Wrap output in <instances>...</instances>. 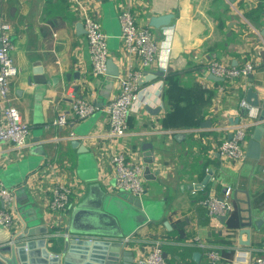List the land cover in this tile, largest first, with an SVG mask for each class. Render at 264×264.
<instances>
[{
    "label": "crops",
    "instance_id": "crops-1",
    "mask_svg": "<svg viewBox=\"0 0 264 264\" xmlns=\"http://www.w3.org/2000/svg\"><path fill=\"white\" fill-rule=\"evenodd\" d=\"M88 1L107 34L109 55L120 71L133 68L142 74L156 70L164 74L141 84V106L129 113L126 135L109 138L101 107L83 119L70 111L74 98L83 96L93 102L106 83L105 77L91 74L85 33L76 28L82 19L70 1L0 0V13L12 26L11 57L18 70L8 96L30 128L24 147L0 143V174L4 172L7 182L20 178L22 170L32 166L18 203L34 197L33 205L40 204L51 218L47 203L51 187L59 181L73 185L71 204L79 201L87 183L75 173L73 139L87 146L97 159L100 182L112 192L109 155L130 151L134 161L144 165L145 196L158 203L157 214L163 212L159 220L147 223L131 238L135 258L148 251L152 240L162 238L167 264H226L235 259L253 264L256 256H264V134L259 159L246 156L235 162L219 154V143L243 123L240 100L245 98L248 79L212 80L205 65L210 59L233 66L252 61V84L264 86V0H132L137 23L149 26L158 42L156 58L147 68L122 46L120 0ZM165 13L173 14L167 26L156 29L149 25L152 15ZM115 91L114 80L109 96ZM146 105L160 108L150 113ZM62 112L68 113L67 123L54 124ZM229 117H239L238 123L229 122ZM205 120L209 123L201 125ZM255 125L248 128V138ZM142 140L152 142L151 155L137 153ZM206 175L209 177L202 184ZM191 183L198 185L188 187ZM227 185L234 203L228 218L234 214L239 221L235 231L226 225L228 218H210L200 202L211 192L222 195ZM242 218L250 220L248 245L239 242L248 238L247 233H239ZM163 220H168L169 228ZM209 248L221 256L216 263L206 255ZM195 251L199 252L197 260Z\"/></svg>",
    "mask_w": 264,
    "mask_h": 264
},
{
    "label": "built area",
    "instance_id": "built-area-1",
    "mask_svg": "<svg viewBox=\"0 0 264 264\" xmlns=\"http://www.w3.org/2000/svg\"><path fill=\"white\" fill-rule=\"evenodd\" d=\"M73 9L77 10L85 29V37L90 52L91 74L94 78L106 76V61L110 56L108 51L107 34L104 32L100 21L90 10L88 0H69ZM120 24V38L124 49L135 55L142 68L153 64L158 51V42L149 26L139 25L132 9V0H120L117 5ZM12 26L0 13V143L10 142L15 148L26 145L29 135V125L20 116L19 111L10 102L8 96L9 86L18 70L11 57L13 43L11 40ZM254 62L245 61L240 66L226 64L216 59H210L205 65V71L226 80L241 78L247 79L249 73L254 70ZM141 70L128 68L119 70L115 77L116 91L113 92L106 103L101 107L105 112L108 124L107 136L109 138L124 137L128 130V115L138 106H141L140 92L142 76ZM240 108L245 110L243 123L233 127L229 136L218 145L219 154L226 160L241 162L246 158L245 149L248 138V128L251 124H259V107L251 106L243 98L240 100ZM98 107L83 96L74 98L70 105V111L78 119L91 116ZM68 113L62 112L53 121L54 124L65 125ZM109 161L113 169V190H125L133 195L142 196L144 193L143 170L144 165L134 161L130 151H116L109 155ZM264 170V169H263ZM73 185L64 182H56L51 187V196L47 206L52 214L51 235H59L65 222V212L71 205L70 194ZM14 195L12 189L0 185V224L13 230L18 226V220L11 211V203ZM207 214L212 219L224 215L227 219L234 210L231 199V186H225L222 195L213 192L205 195L201 200ZM90 238H96L90 236ZM128 240V238H126ZM132 240V239H131ZM164 239L152 240L148 251L134 259V264H167L163 256L162 243ZM206 255L210 262L216 263L220 254L215 248H209ZM256 264H264V256H256Z\"/></svg>",
    "mask_w": 264,
    "mask_h": 264
},
{
    "label": "water",
    "instance_id": "water-1",
    "mask_svg": "<svg viewBox=\"0 0 264 264\" xmlns=\"http://www.w3.org/2000/svg\"><path fill=\"white\" fill-rule=\"evenodd\" d=\"M173 14L165 13L152 15L149 18V25L160 29L170 23ZM79 33H85L83 24L76 25ZM77 73V71L75 72ZM119 74V66L113 57L109 56L106 61L105 88L99 90V98L93 100L98 107H102L103 100L109 98L110 88ZM164 72L156 70L145 72L139 82H149ZM212 80H223L221 76L209 74ZM247 90L245 100L251 106L259 107V117L264 119V86L252 84L253 74L247 76ZM263 88V90H262ZM75 91L77 86H74ZM263 91V93L261 92ZM262 93V94H261ZM150 113L158 111L160 107L145 106ZM243 110V109H242ZM245 110H243V114ZM229 122L237 124L239 117H229ZM205 120L201 125H207ZM264 134V121L255 125L248 138L245 154L249 158L259 159L261 153V139ZM71 144L76 148L75 173L79 180L86 185V192L79 201L70 205L65 212V222L59 235H51L53 226L51 218L45 213L43 207L33 205L34 197H25L26 200L18 203V194L27 188L32 169L31 164L22 170L20 178L7 182L0 174L3 186L12 189L14 199L11 208L14 206L18 226L9 230L0 224V264H134L135 248L132 246L131 238L147 223L159 220L161 212L157 214V202L147 198L144 190L142 196L119 190L112 192L100 182L98 162L88 147L73 139ZM151 141L142 140L136 151L139 154L153 153ZM154 161V157L152 161ZM29 163L30 162L29 160ZM14 165L9 167V170ZM29 172V174H27ZM210 172V171H209ZM209 176L201 181L205 184ZM144 184V183H143ZM198 184H189L188 187H197ZM225 187L223 188V192ZM224 221V215L218 216ZM241 219V218H240ZM259 222H256L258 224ZM163 224L169 228L168 220ZM250 220H240L239 233H247L246 240H239L241 244H249ZM94 236L96 238H90ZM128 238V240H126ZM166 257V253L163 252ZM199 252H193V258L197 260ZM226 264H244L235 259ZM253 264H256L255 262Z\"/></svg>",
    "mask_w": 264,
    "mask_h": 264
},
{
    "label": "trees",
    "instance_id": "trees-1",
    "mask_svg": "<svg viewBox=\"0 0 264 264\" xmlns=\"http://www.w3.org/2000/svg\"><path fill=\"white\" fill-rule=\"evenodd\" d=\"M233 215V216H232ZM231 217L228 218L226 225L229 227L231 231L237 230L239 227V221H237V218L234 214H232ZM206 219V218H205ZM164 243V242H163ZM163 246V245H162ZM164 248V246H163Z\"/></svg>",
    "mask_w": 264,
    "mask_h": 264
}]
</instances>
